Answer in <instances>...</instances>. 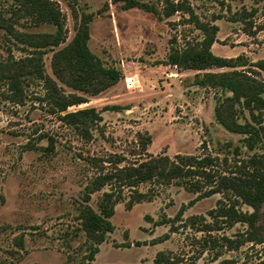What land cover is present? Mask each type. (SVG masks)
Returning <instances> with one entry per match:
<instances>
[{"label":"rangeland","instance_id":"1","mask_svg":"<svg viewBox=\"0 0 264 264\" xmlns=\"http://www.w3.org/2000/svg\"><path fill=\"white\" fill-rule=\"evenodd\" d=\"M54 1L65 15L66 42L74 37L82 13H94L89 45L106 65L120 68L123 76L104 91L89 95L87 102L68 108L101 111L103 119L90 128L92 138L50 113L43 79L25 81L23 102L9 98L7 85L0 82V264L87 263L94 241L81 228L79 207L86 185L101 171L89 161L92 157L104 158L98 163L107 171L112 167L108 160L117 155L125 157L120 164L124 165L150 154L172 158L178 153L212 154L231 161L264 152V143L251 150L242 134L229 131L217 120L215 105L226 93L195 83L197 74L232 68L185 69L159 62L173 45L185 46L203 37L187 12L159 17L141 7L124 8L113 0ZM146 1L160 9L164 6L163 0ZM187 1L201 19H214L219 25L218 40L212 46L216 54H243L250 61L264 58V0ZM13 6V0H0V13L9 15ZM244 9L254 12L235 20L234 13ZM22 23L33 30L55 29L51 24L36 27L26 18L18 24L22 29ZM26 54L7 42L0 28V59ZM52 55L48 50L43 56L44 72L57 80ZM257 76L264 79V72ZM64 87L66 93L78 92ZM148 134L151 141L143 144L141 139ZM236 147L239 154L234 155ZM109 188L92 193L90 203L97 207ZM139 189L148 191L151 199L128 209L130 190L124 189V199L111 217L114 230L99 244L92 264H154L159 251L176 257V264H227L225 259H233L231 264H264L262 245L246 243L234 250L220 245L224 233L233 234L244 225L223 226L209 234L197 228L201 224L187 223L191 215L207 216L222 193L201 196L177 181H148ZM182 206L183 214L177 216ZM210 235L218 238L219 245L205 244L204 238Z\"/></svg>","mask_w":264,"mask_h":264},{"label":"trees","instance_id":"2","mask_svg":"<svg viewBox=\"0 0 264 264\" xmlns=\"http://www.w3.org/2000/svg\"><path fill=\"white\" fill-rule=\"evenodd\" d=\"M9 15L0 13V28L4 30L5 40L16 44L27 54L11 60L0 59V82L7 85V94L14 102H23L25 96V81L28 78H38L45 81V99L49 111L58 114L66 124L74 126L85 138H92L90 128L103 119L102 113L96 107H85L70 111L72 105L88 101L89 95L98 94L123 76L116 66H108L103 59L90 47V22L93 12H83L76 27L74 37L66 42L67 29L65 15L54 0H13ZM162 9L146 0H113L120 2L124 8L141 7L152 11L159 17L171 16L177 11L189 14V19L202 31L203 37L185 46L173 45L167 57L159 61L164 64L176 65L185 69L207 70L213 67H230L225 71L207 70L201 76L197 74L195 83L201 86L220 88L224 97L215 105L217 120L229 131L243 135L242 141L249 149H255L264 143V79L257 73L264 72V58L250 61L248 56L240 54L227 57L216 54L212 50L218 40L219 25L213 20H203L194 11L187 0H163ZM254 11L244 9L234 13L235 20L245 19ZM76 17L78 15L76 14ZM26 18L34 26L51 24L53 31H40L19 27L21 19ZM52 50V70L56 79L44 72L43 56ZM247 68H241L245 67ZM68 86L78 92L66 93ZM118 105L112 108H118ZM108 108V107H107ZM147 140V141H146ZM143 144L151 141V135L141 139ZM238 153V147L233 152ZM98 160L89 159L100 170L86 185L80 201L81 228L94 241L87 257L86 264H92L99 244L106 239L108 233L114 230L111 217L115 214L116 204L124 199V189L130 190L126 207L128 209L136 202L151 199L148 191L139 189L144 182L154 181L159 184H170L177 181L192 192L201 196L222 193L223 198L209 209L207 216L191 215L187 223L211 234V231L223 226L244 225L233 234L224 233L222 243L228 250L240 248L246 243L262 245L264 251V152L255 151L247 156H228L181 154L170 157L168 154L152 155L142 159L125 160L122 155L110 158L112 167L104 171V166ZM104 164V163H103ZM225 167H219L221 165ZM109 190L103 192L97 207L91 203L92 193L100 191L105 186ZM246 205L247 208L243 206ZM184 206L177 216H182ZM163 220L161 222H165ZM205 244L219 245L218 238H204ZM178 259L159 251L154 264H176ZM225 263H233V259H225Z\"/></svg>","mask_w":264,"mask_h":264}]
</instances>
